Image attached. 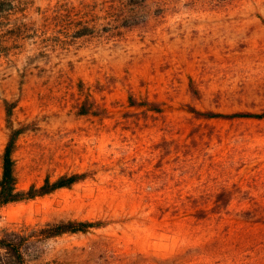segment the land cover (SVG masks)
Listing matches in <instances>:
<instances>
[{
	"label": "rangeland",
	"instance_id": "obj_1",
	"mask_svg": "<svg viewBox=\"0 0 264 264\" xmlns=\"http://www.w3.org/2000/svg\"><path fill=\"white\" fill-rule=\"evenodd\" d=\"M20 1L14 14L30 8L0 22V176L5 99L27 126L19 186L89 176L2 207L0 233L108 222L39 240V264H264V119H197L188 107L264 108V0ZM131 93L162 111L131 107ZM93 98L100 113L80 114ZM223 188L225 209L192 214ZM107 248L122 259L101 260Z\"/></svg>",
	"mask_w": 264,
	"mask_h": 264
},
{
	"label": "trees",
	"instance_id": "obj_2",
	"mask_svg": "<svg viewBox=\"0 0 264 264\" xmlns=\"http://www.w3.org/2000/svg\"><path fill=\"white\" fill-rule=\"evenodd\" d=\"M29 2V1H27ZM24 4L20 0H0V22L3 19L11 20L13 15L23 14L26 8H30L27 4L23 11L15 12L19 8V5ZM8 29L11 30L13 26L7 24ZM4 28H0V46L4 43L1 35ZM21 29V26H17V30ZM88 26H83L80 30V34L86 33ZM17 35V33H14ZM4 45V44H3ZM1 52V51H0ZM189 90L194 98L200 97V90L194 85L193 80L189 82ZM129 104L131 107L144 111L161 112L162 108L158 102H154L148 99L139 100L133 93L129 95ZM16 107L15 101L8 99L4 100V108L6 112V122L10 129L8 140L5 144L2 155V173L0 176V209L9 203L34 199L39 196L52 193L60 188L70 187L75 183L86 179L89 176L88 172H70L63 173L52 178L51 175H47L41 184H31L28 187L19 186V178L16 169L15 151L17 149L18 139L22 133L27 130V126H15L13 122L14 108ZM189 111L197 119L209 120L212 118L219 119H234V118H256L264 119V108L258 112L249 110H238L233 112H221L214 109H199L195 105H189ZM101 109L93 98L90 103L88 100L80 106V114H96L98 115ZM232 198V191L228 188H223L218 191L214 197L213 203L210 208L208 206H201L198 204H191L192 214L196 218H204L208 213H218L225 209ZM203 205V204H202ZM108 222L106 220H81V219H67L57 222L47 223L45 226L36 228L33 230H16L10 228H4L0 233V264H39L42 258L41 250L38 245V241L45 238H51L60 236L66 233H78L88 232L93 228H100L106 226ZM101 260L109 261L107 263H115L120 260L119 255L111 250L102 249L99 254ZM102 263V262H101Z\"/></svg>",
	"mask_w": 264,
	"mask_h": 264
}]
</instances>
